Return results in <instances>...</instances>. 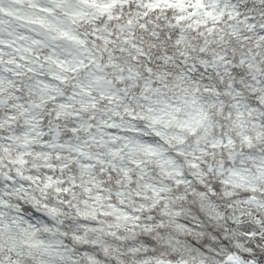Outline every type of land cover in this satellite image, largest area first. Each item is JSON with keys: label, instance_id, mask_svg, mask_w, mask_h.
I'll list each match as a JSON object with an SVG mask.
<instances>
[{"label": "trees", "instance_id": "1", "mask_svg": "<svg viewBox=\"0 0 264 264\" xmlns=\"http://www.w3.org/2000/svg\"><path fill=\"white\" fill-rule=\"evenodd\" d=\"M59 2L60 11L76 13L79 6L76 0ZM86 11L87 16L81 18L86 27L108 23L131 30L144 45V61L157 82L191 90L196 86L204 106L197 116L194 112L186 116L154 112L147 117L171 138L170 149L180 169L173 175L168 168L173 159L163 152V145L160 149L157 135L137 137L129 145L125 144L129 140L119 141L141 158L155 156L156 163H135L125 156L110 158L93 150L82 131L72 130L68 111L47 103L43 113L52 125L49 130L53 141L68 142L79 150L52 155L49 160L32 150L25 170L60 179L47 188L44 197L34 196L28 191L14 192L17 181L8 176L15 175L21 163L16 154L19 150L12 151V156L5 155L3 149H9L8 142L0 138V209L19 219L14 224L20 232L12 239L15 245L29 252L51 243L39 226L28 223L30 216L46 218L35 212L38 205H60L63 225L58 228L64 229L66 222L74 223L73 218L86 207L82 200L100 194L113 202L122 198L144 214H158L165 208V200H173L180 218H196L199 221L195 223L204 226L197 235L186 232L178 237L208 254L188 257L181 250L171 251L157 242L152 231L144 235L147 253L138 250L126 256L125 264H153L157 260L217 264L232 253L247 260L264 257L263 249L231 232L232 218L238 213L235 208L249 211L251 219L264 228V210H255L248 203L252 198L264 204V0H121L104 13L98 6ZM9 91V86L1 85L0 122L10 112ZM15 115V123L3 129L5 136L8 129L26 121L25 113ZM24 133L12 140L11 147L35 145ZM247 169L254 174L253 180L232 186L230 173ZM158 195L159 200L154 202L146 198ZM168 230L173 236L178 234ZM71 234L72 230L68 236ZM69 241L76 248H85ZM211 247L220 253L209 252ZM35 253L32 256L37 259Z\"/></svg>", "mask_w": 264, "mask_h": 264}, {"label": "rangeland", "instance_id": "2", "mask_svg": "<svg viewBox=\"0 0 264 264\" xmlns=\"http://www.w3.org/2000/svg\"><path fill=\"white\" fill-rule=\"evenodd\" d=\"M76 1L79 6L73 13L60 11L59 0H54V5L50 7L38 0H0V21L14 17L18 20L15 24H20L14 25L10 21L11 35L8 37L3 36L0 30V87L4 84L10 88V112L0 122V138L8 142L9 149H3L5 155L12 156V151L19 150L16 154L21 162L16 174L8 176L14 183L17 181L14 192L28 191V194L35 196L37 193L44 197L49 186L60 182L53 175L41 177L25 170L32 150L46 160L52 155H60L50 148L55 143L54 135L49 130L52 125L45 120L43 113L49 102H53L59 110L68 111L72 115V130L82 131L93 150L110 158L125 156L135 163H142L143 160L147 165L156 163L155 156L141 158L126 145L137 137L157 135L161 139L160 149L163 145V152L173 159L171 166H167L171 167L168 171L173 175L179 174L177 158L170 149L171 138L147 117L154 112L167 116L198 114L204 103L196 91L197 87L191 90L182 85L157 82L155 74L144 61V45L126 27L110 26L108 23L86 27L81 22L89 7L98 6L104 13L121 0ZM32 22L45 25L53 36L65 37L66 40L55 47L47 46L25 28L27 23ZM17 112L25 113L26 121L20 127L8 129L9 135L5 136L3 129L15 123ZM22 133L36 146L20 144V149L11 147L12 140ZM123 138L129 140L125 141L126 145L119 142ZM60 143L68 147V153L79 150L68 142ZM253 176L247 169L245 172L230 173V181L234 186L238 181L253 180ZM158 197L146 198L154 202L159 200ZM122 200L119 198L118 202H113L110 197L100 194L88 196L82 200L86 207L79 211L77 218H73L74 223L66 222L64 229L47 218L30 216L28 223H32L31 227L39 226L51 243L43 249L34 248L29 252L12 240L20 233L14 228L19 219L0 209V264H125L126 256H133L138 250L147 253L144 235L152 231L156 232L154 237L157 242L171 248V251L181 250L188 257L197 253L208 254L178 237L186 232L197 235L204 226L196 224L195 221H199L196 218H180L175 213L177 203L173 200H165L167 204L158 214H144ZM259 202H254L252 198L248 200L255 210L262 207ZM2 203L3 200H0ZM37 208L49 210L59 217L63 214L60 205L45 203ZM235 210L238 213L232 218L234 220L239 214L248 216L250 213L243 208ZM78 223L81 224L78 226ZM168 228L178 234L173 236ZM158 229L164 231L157 232ZM71 230L72 234L68 236ZM232 230L233 235L242 236ZM70 239L85 248L72 246ZM35 251L37 259L32 256ZM211 251L220 253L214 247ZM23 256H26L24 261ZM202 263L213 264L208 261Z\"/></svg>", "mask_w": 264, "mask_h": 264}, {"label": "water", "instance_id": "3", "mask_svg": "<svg viewBox=\"0 0 264 264\" xmlns=\"http://www.w3.org/2000/svg\"><path fill=\"white\" fill-rule=\"evenodd\" d=\"M39 1L41 3H45L48 5L52 4V0H39ZM0 29H1V34L3 36H9V32L7 31V23L5 21L1 22ZM32 32L37 38L43 40L50 47H55L58 43H62L65 41L64 37H60V38L53 37L50 34L48 28L40 23H33ZM52 150L58 153H65L68 151V147L64 144L57 143L52 146ZM35 212L44 215L48 220H50L53 224L57 226L63 225L61 218L49 210L36 208ZM153 264H192V263L186 260H182V261L157 260ZM201 264H209V263H201ZM217 264H260V263L257 262L256 260H247L237 253H232L225 256L224 259Z\"/></svg>", "mask_w": 264, "mask_h": 264}, {"label": "built area", "instance_id": "4", "mask_svg": "<svg viewBox=\"0 0 264 264\" xmlns=\"http://www.w3.org/2000/svg\"><path fill=\"white\" fill-rule=\"evenodd\" d=\"M264 210V204L261 207ZM234 231L244 236L249 242L258 245L264 249V229L255 223L246 214H240L232 225ZM261 264H264V258L257 259Z\"/></svg>", "mask_w": 264, "mask_h": 264}, {"label": "flooded vegetation", "instance_id": "5", "mask_svg": "<svg viewBox=\"0 0 264 264\" xmlns=\"http://www.w3.org/2000/svg\"><path fill=\"white\" fill-rule=\"evenodd\" d=\"M15 20H17V19L14 18V17H7V22H8L7 29L9 30L10 35H11V24H10V21H12L14 25H20L19 23L15 24V23H17ZM27 24H28V26H26L25 28L32 34V31H31L32 30V23H27Z\"/></svg>", "mask_w": 264, "mask_h": 264}, {"label": "bare ground", "instance_id": "6", "mask_svg": "<svg viewBox=\"0 0 264 264\" xmlns=\"http://www.w3.org/2000/svg\"><path fill=\"white\" fill-rule=\"evenodd\" d=\"M261 264V263H260Z\"/></svg>", "mask_w": 264, "mask_h": 264}]
</instances>
